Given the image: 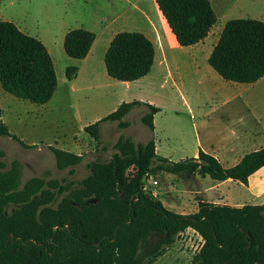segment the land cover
Listing matches in <instances>:
<instances>
[{"label": "trees", "instance_id": "trees-1", "mask_svg": "<svg viewBox=\"0 0 264 264\" xmlns=\"http://www.w3.org/2000/svg\"><path fill=\"white\" fill-rule=\"evenodd\" d=\"M178 45H191L207 36L216 22L209 0H153ZM207 57L223 79L252 83L264 76V21L228 19ZM95 33L83 27L68 29L63 50L69 57H85ZM153 42L141 31H117L103 61L108 76L131 81L147 74L153 63ZM76 65H67L71 79ZM0 85L16 97L42 104L57 85L52 58L41 40L0 18ZM135 106H144L140 121L152 130L160 107L139 99L122 101L114 110L86 124L83 130L97 144L100 124L115 121L118 128ZM0 136L22 147H33L11 133L0 119ZM106 160L87 163L82 179L50 177L48 172L21 180L18 159L6 162L0 151V264H152L178 233L190 227L203 243L190 264H264V203L231 206L198 200L196 211L166 208L142 190L146 173L160 171L183 176H209L247 183L264 165V145L244 153L232 166L203 150L197 156L172 160L155 152L152 138L134 141L120 133ZM57 168L69 167L81 154L48 145ZM104 147V146H102ZM131 168V171L129 170ZM233 227L224 230L225 220ZM156 234V238L151 236Z\"/></svg>", "mask_w": 264, "mask_h": 264}, {"label": "rangeland", "instance_id": "rangeland-1", "mask_svg": "<svg viewBox=\"0 0 264 264\" xmlns=\"http://www.w3.org/2000/svg\"><path fill=\"white\" fill-rule=\"evenodd\" d=\"M158 12L153 0H0V18L13 22L19 29L43 42L52 58L57 77L53 95L42 104L16 97L0 85L1 121L11 133L34 145L25 148L8 136H0V151L4 153L1 158L6 162L13 158L21 162L22 182L46 171L50 177L57 179H82L88 173V162L110 157L114 151L111 144L120 133L134 138L142 137L143 133L148 135V128L140 122L144 106H135L124 116L123 119L128 122L125 128H118L115 121H105L100 128V141L97 144L81 125L112 111L110 109L118 99L117 95L114 96L113 84L121 80L108 76L104 67L107 37L121 30L143 31L149 22L157 23ZM262 12V5L244 2L235 3L225 13L218 11L214 28L204 43L198 41L186 46L173 44L167 56L170 68L161 70L162 67L155 63L151 71L156 81L153 89L138 94L137 84H132L130 91L122 95L123 99L130 101L143 95L156 105L165 107L156 115V128L159 129V122L163 119L167 121L176 115L185 120L184 136L188 134V139L193 131L183 96H187L192 114L197 117L222 112L264 114V77L254 86L225 80L207 62L212 45L227 19H259ZM75 27H83L96 34L92 51L93 78L90 80L86 68H83L76 83L68 81L65 68L67 65L83 67V63L66 55L62 45L64 33ZM159 80L164 83V88L159 85ZM48 145L71 149V152L82 155L81 161L74 165L72 174L68 171L69 167L57 168ZM170 145L173 146L172 140ZM199 178V175L183 176L160 171L143 178L142 190L151 198L159 199L170 210L190 213L197 209L199 199L206 201L200 193L202 186ZM211 180L205 176L203 184ZM211 188L215 189L216 186L210 187L209 191ZM229 189L238 196L247 192V189L237 185ZM223 226L224 230H230L233 223L227 219ZM156 236L153 234L151 239ZM202 243L203 238L195 230L182 231L152 264H190L191 257Z\"/></svg>", "mask_w": 264, "mask_h": 264}, {"label": "crops", "instance_id": "crops-1", "mask_svg": "<svg viewBox=\"0 0 264 264\" xmlns=\"http://www.w3.org/2000/svg\"><path fill=\"white\" fill-rule=\"evenodd\" d=\"M209 2L216 14V20L218 18V11L225 13L235 3L244 2L250 4H260L262 5L263 12L261 13L259 19L264 21V0H209ZM156 18L157 23L151 21L149 22L147 27L143 28V31H141L153 42L154 59L151 65V69L147 74L137 79L131 81L121 80L115 82L113 84L115 90L114 96L117 95L118 99L110 110H114L122 101H125L122 95L130 91V87L132 84H137L138 94H143V92H147L153 89V85L156 84V81L153 80L151 71L155 63H157L158 66L162 67L161 70L170 68L167 56L169 48L176 43L175 37L160 12L157 13ZM212 28H214V25L211 27V29ZM211 29L209 30L207 36H205L199 42L204 43L205 39L208 38ZM114 34L115 33H111L107 37L106 44H109L110 39ZM94 40L85 57L80 59L83 63V67H81V65H76L77 72L75 76H73L71 79H68V81H75L76 83V79L80 76L81 70L83 68H86V73L89 75V79L92 80L95 73V68L93 67L94 59L92 54ZM259 79L252 82V86H254ZM159 83V85H161V88L165 87L162 86L164 83L160 82V80ZM134 99H139L156 105L153 100L147 99L143 95H141L140 98ZM183 101L185 102L190 112L189 123L190 127L192 128L193 135H191L189 139L188 134L184 136V134L186 133V130L184 129V124H186L185 120L176 115L172 116V118L167 121L163 119L162 122H159V129L156 128V115L161 112L162 108H165L159 105L156 106L160 107V110L153 115L152 130L146 126L148 128V135L147 133L146 135L143 133L141 135L142 137L136 136L135 138L131 135L129 136H131L134 141L140 142H145L148 139L152 138L155 144V152L172 160L185 158V156L194 157L197 156L196 153H198L199 150H203L204 152L215 156L223 166L234 165L240 160L244 153H248V151L258 149L264 145V114L244 115L222 112L219 114H214L212 116L203 114L197 117L196 115L194 116L192 114L193 109L189 105L187 96H183ZM103 123L104 122L100 124V128L102 127ZM86 124L88 123H83L81 125L82 129ZM171 140L173 141V146L170 145ZM68 151H71V149ZM199 179L202 186V190L200 191V193L202 197L206 198V201L228 204L231 206H241L246 203H264V165L248 176L246 184L231 179H225L222 181L212 179L211 182L203 184L205 177H200ZM234 185H237L238 187H244L245 189H247V192L242 196L234 195L230 192L229 189V187ZM215 186V189L211 188V191H209L210 187ZM189 229L194 231L190 227L186 228L184 231L187 232Z\"/></svg>", "mask_w": 264, "mask_h": 264}, {"label": "built area", "instance_id": "built-area-1", "mask_svg": "<svg viewBox=\"0 0 264 264\" xmlns=\"http://www.w3.org/2000/svg\"><path fill=\"white\" fill-rule=\"evenodd\" d=\"M146 176H150V177H151V174L146 173V174L144 175V177H146ZM153 182L155 183V181H153Z\"/></svg>", "mask_w": 264, "mask_h": 264}]
</instances>
